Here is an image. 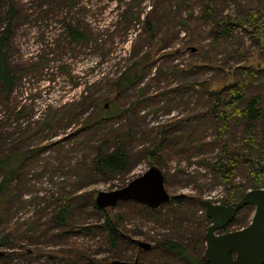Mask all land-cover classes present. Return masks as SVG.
<instances>
[{"label":"rangeland","instance_id":"obj_1","mask_svg":"<svg viewBox=\"0 0 264 264\" xmlns=\"http://www.w3.org/2000/svg\"><path fill=\"white\" fill-rule=\"evenodd\" d=\"M241 1L264 10V0ZM51 2L61 3L63 16L45 12ZM208 2L211 0H0V30L9 21L11 5L15 8L10 18L11 59L15 63L39 59L44 64L43 69L25 73L16 81L9 108L0 101V127L2 123L8 125L7 130L12 133L10 141L19 142L27 133L29 145L40 147L36 156L28 159L26 169L0 191V250L5 251L0 255V264H85L90 259L104 263L114 258L134 259L136 255L138 264L204 263L205 233L211 218L205 219L206 210L200 199L229 203L224 201L231 189L226 182L216 180L207 163L200 161L215 156L219 150L214 126L206 123L203 132L184 136L182 125L169 124L164 133L162 162L147 156V146L152 137L163 135V124L206 108L207 96L203 93L198 98L202 101L196 103L200 93L188 78L183 76L189 83L186 84L179 77L182 75H174L167 63H178L193 79L207 78L210 89L230 84L238 75L236 67L246 63L260 66L261 73L246 91L249 95H264V35L255 41L250 28L239 18V0H213L220 17L230 15L236 22L232 41L224 39L222 44H216L211 19L206 14ZM150 7L154 36L145 29ZM68 23H81L79 27L87 29L88 38L82 43L71 39L66 34ZM135 41L141 46L138 52L132 49ZM228 45H240L247 59ZM140 54L147 60L143 86L136 84L120 92L113 82L102 81L110 76V71ZM159 65L166 72L154 75ZM94 80L101 82L96 91L105 97L103 103L108 102V106L101 108L104 119L99 124L91 122V126H83L85 113L67 125L58 119L51 123L36 122L49 116L58 117L60 110L56 107L79 98ZM181 84L186 89L184 94L177 93L168 101L167 95L178 91ZM148 94L152 97L146 99ZM130 107L135 108V116ZM7 114L11 117L5 122ZM250 125L259 132L264 129V118ZM246 126L245 120L232 118L229 142L240 141L247 133ZM108 132L128 134V150L133 157L129 169L114 174L74 170L81 158V147L76 144L82 136L104 139ZM5 149L0 142V154ZM68 149L72 154L65 157L62 152ZM152 163L159 164L164 171L166 188L172 195L187 194L179 212H173L167 202L156 210L135 199L119 200L115 205L103 207L104 211L93 205L98 190L120 187ZM245 175L246 170H242L233 181L240 182ZM1 178L0 172V181ZM64 190L72 192L64 200L72 204L71 215L63 224L55 221L46 224L53 210L51 196L64 199L61 198ZM254 211V204L244 205L234 220L219 231L248 224ZM107 216L118 227L120 236L116 244L104 225ZM38 219L42 224L36 227ZM16 228L19 237L10 236ZM134 238L150 241L152 246L139 248ZM166 238L176 241L179 247L182 244V252L167 245Z\"/></svg>","mask_w":264,"mask_h":264},{"label":"trees","instance_id":"obj_2","mask_svg":"<svg viewBox=\"0 0 264 264\" xmlns=\"http://www.w3.org/2000/svg\"><path fill=\"white\" fill-rule=\"evenodd\" d=\"M73 1L75 2V0ZM239 1V18L250 28V33L255 41H260L259 36L264 35V10L258 5L246 6L241 0ZM206 4V14L208 13L209 18L211 19V34L214 36V42H216V44H222L221 42H223L224 39H232L235 34V20L230 15L220 17V14L216 13L214 9L213 0ZM151 8L152 7H150V10L148 11L149 14L146 17L145 29L151 36H154V22L152 20L153 17L151 16V11L153 10H151ZM44 10L48 13V15L59 14L63 16L64 12L62 5L59 2L49 3ZM14 12L15 8L11 5L8 11L9 21L0 30V101L6 108L10 107V98L16 81H18L20 77L25 76V73L38 71L44 68V64L39 59L36 61H21L17 63L11 59L8 48L11 47L12 34L10 18ZM125 12L128 13V10H125ZM241 20L240 22H242ZM79 26H82L81 23L66 24V34H68L71 39L78 40L82 43L88 38L86 33L87 29H81L82 27L80 28ZM227 40H225V42ZM131 45L132 49L136 52H138L141 47L139 41H135ZM229 47L233 51H236V54L242 53L243 48L240 47V45H237V47ZM241 55L245 60L247 59L245 58L244 53ZM145 62H147L145 56H142L141 54L137 55L130 63L121 66L119 65L120 67H118L117 70L114 69L110 71V76H106V78L102 79V81L108 83L113 82L114 88L120 92L126 91L136 84H142L141 86H143V79L147 73V68H144ZM166 65V67L172 68L174 75H182L179 76L182 77L180 78L182 82L189 84L185 81L183 76L186 77V79H189L195 91L200 93V95H197L196 97V103L202 101L198 98L199 96H203V93L208 99L204 98V100H207L205 103L206 108L190 112L186 116H179L172 119L171 122L163 124V135L159 138H151L149 145L147 146V156L152 160L162 162L164 142L166 138L164 133L168 128H170L169 124L182 125V127H184L182 135L187 136L191 132H203L202 129L207 127V124L211 122L215 129V141L219 144V150L215 156L211 158H201L200 161L207 163L205 164L208 166L216 180L223 183L226 182L230 186V192L224 202L239 199L250 187H264V129L257 132L250 125L254 120L264 118V105L262 104V101H264V95L257 93L249 95L246 91L247 86L256 81L255 77L261 73L262 67L251 65L250 63L236 67L238 75H236V78L230 84L226 87L210 89L207 78L198 80L187 76L185 74L186 69L181 67L178 63H167ZM157 67H160V69L159 71L155 70L154 75H159L161 71H164V73L166 72L165 69H162L161 65ZM98 83L101 82H96V80L92 81L86 86L88 88H84L79 98L69 100L58 105L56 107V110H60L57 112L59 114L58 117L54 118L49 116L46 119L37 120L36 122L51 123L58 119L67 125L70 120L83 117V113H85L83 126L89 127L91 126V122L99 124L104 119L101 108L103 106L106 107V103H103V100H105L103 94L96 91V88L102 85ZM177 89L178 91H173V93L167 95L168 101L171 102V99L174 98L173 96H176L177 93L183 95V92L186 91L184 84ZM168 91L169 90L166 89L165 92L167 93ZM149 97H152V94H148L146 99ZM131 111L132 115L135 116V108L132 107ZM12 112L13 109L11 108V114ZM20 112H24L23 109L20 110ZM11 114H7V117L4 119L5 122H7V119H10ZM232 118H241L247 123V133L243 134L241 140L235 144L230 143L227 137L231 128ZM7 128H9L8 125L2 123L0 127V142L6 147V149L2 154H0V172L2 175L0 181V191L4 190L14 177L21 174L20 172H23L26 169L24 166H26L28 159L35 157L36 150L40 148L31 147L29 145L27 133H25V136H23L24 138H21L19 142L10 141L12 133H10ZM108 134L109 136L107 134L104 135V139L95 140L82 136V139H80L76 144V147H81V158L77 159L78 163L76 162V166H74L75 169H72L80 173L98 171L104 174H114L127 171L133 159L130 151L128 150L130 143L128 134H111L109 132ZM70 151L71 150L68 149L62 153H64L65 157H68L72 154ZM91 152H93L92 155ZM242 170H246L244 180L234 182L233 178L236 177ZM68 193L72 195L70 190H64V196L61 197L64 199L61 200L58 198L59 196H51L50 200L54 202L51 207L53 210L45 220L46 224L52 223L53 221L58 223L62 222L63 224L65 220H68L72 212V204H66L64 201L68 197ZM186 196L187 194H176L169 202L166 203V205H168L173 212H179ZM93 205L102 211L106 209L98 206L94 201ZM147 208L157 210L160 207H151L148 205ZM48 212L49 211L47 210L46 213ZM205 219L209 220L210 218L206 215ZM105 221L104 225L109 229L111 241L116 244L119 241L120 236L118 227L115 225L110 216H107ZM35 223L36 227L42 224L40 219L36 220ZM9 235L12 237H19L18 228L12 229ZM164 242H168L167 245L173 248L178 247L177 249H180V252H182L181 247H183V245L181 243V246L179 247V244L176 241L167 238ZM202 258L204 262L203 264H211L205 255ZM196 263L198 262H194V264ZM85 264L103 263L90 259L89 261H86ZM233 264L237 263L234 262Z\"/></svg>","mask_w":264,"mask_h":264},{"label":"water","instance_id":"obj_3","mask_svg":"<svg viewBox=\"0 0 264 264\" xmlns=\"http://www.w3.org/2000/svg\"><path fill=\"white\" fill-rule=\"evenodd\" d=\"M108 106V102H106ZM180 194V193H179ZM182 194H186L182 192ZM176 195V194H175ZM172 195L165 184V174L157 163H152L141 174L131 178L126 184L113 189L98 190L95 200L100 207L115 205L122 199H135L151 207L169 202ZM206 215L211 218L205 233L204 255L211 264H262L264 263V187H250L237 200L229 203L200 199ZM254 204L255 211L250 222L242 227L222 230L230 224L238 211L246 204ZM139 248L149 249L152 243L134 238ZM0 250V254H4ZM134 259L114 258L103 264H138Z\"/></svg>","mask_w":264,"mask_h":264}]
</instances>
